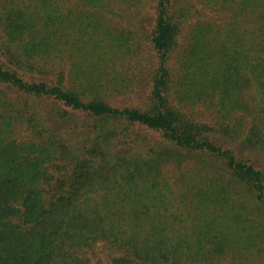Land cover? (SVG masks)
Here are the masks:
<instances>
[{
  "label": "trees",
  "instance_id": "16d2710c",
  "mask_svg": "<svg viewBox=\"0 0 264 264\" xmlns=\"http://www.w3.org/2000/svg\"><path fill=\"white\" fill-rule=\"evenodd\" d=\"M196 2L0 0V264H264V0Z\"/></svg>",
  "mask_w": 264,
  "mask_h": 264
},
{
  "label": "rangeland",
  "instance_id": "374dc122",
  "mask_svg": "<svg viewBox=\"0 0 264 264\" xmlns=\"http://www.w3.org/2000/svg\"><path fill=\"white\" fill-rule=\"evenodd\" d=\"M186 1H190L196 7H200V5L196 2V0H173V2L177 5L180 2L185 3ZM186 25L187 23L185 24V26ZM150 54L151 53L146 48H142L139 58L141 59V57L149 56ZM139 58L133 59L130 62L132 66H137L138 63L137 61H139ZM171 61H173V59ZM144 72L145 71L143 66L139 67V69H137L135 73L130 71L129 78L124 82L125 86L122 88V90H119L118 92H112L109 94V100L111 101V103L133 104L141 101L142 99L141 97L146 92L145 81L147 80V78L144 76ZM63 77L65 79V75ZM38 103L41 107H50L54 102L52 100L42 98L39 99ZM194 111H196V115L201 116L203 119L207 118L205 113L203 114L201 108L197 107L195 108ZM95 250L98 253L99 257L100 256L103 257L104 253L107 252V246L98 243L95 247ZM256 263L257 261H248L247 259H244L242 262H240V260H236V259L231 260L230 258H223L216 264H256Z\"/></svg>",
  "mask_w": 264,
  "mask_h": 264
}]
</instances>
